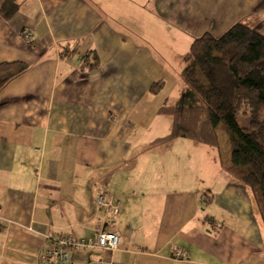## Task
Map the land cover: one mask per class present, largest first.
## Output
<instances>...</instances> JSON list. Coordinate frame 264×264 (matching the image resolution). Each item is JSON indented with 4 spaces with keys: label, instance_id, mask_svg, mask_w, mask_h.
Here are the masks:
<instances>
[{
    "label": "crops",
    "instance_id": "0c3cea01",
    "mask_svg": "<svg viewBox=\"0 0 264 264\" xmlns=\"http://www.w3.org/2000/svg\"><path fill=\"white\" fill-rule=\"evenodd\" d=\"M20 1L0 14V64H27L0 88V264H40L54 234L102 225L119 248H70V264H264L256 195L222 166L227 139H163L180 84L157 58L238 21L264 35V0ZM99 193L118 202L112 218Z\"/></svg>",
    "mask_w": 264,
    "mask_h": 264
},
{
    "label": "trees",
    "instance_id": "16d2710c",
    "mask_svg": "<svg viewBox=\"0 0 264 264\" xmlns=\"http://www.w3.org/2000/svg\"><path fill=\"white\" fill-rule=\"evenodd\" d=\"M20 2L4 0L2 17L14 15ZM26 68L24 62L1 63L0 88ZM181 77L203 103L163 105L160 112L172 119L163 139L217 145V129H224L229 153L223 169L253 189L264 222V35L242 21L220 35L204 32L192 40ZM162 86L158 81L151 91Z\"/></svg>",
    "mask_w": 264,
    "mask_h": 264
},
{
    "label": "built area",
    "instance_id": "2783aa9c",
    "mask_svg": "<svg viewBox=\"0 0 264 264\" xmlns=\"http://www.w3.org/2000/svg\"><path fill=\"white\" fill-rule=\"evenodd\" d=\"M26 31H23L22 35H26ZM97 201L100 205L104 206L109 218H112L118 213V202L113 206L107 199V195L99 193L97 195ZM53 245L48 249H45L40 254V264H70L71 256L68 253L70 248H98L105 251L112 252L119 248L120 237L108 230L105 226H100L95 230L93 236L88 238H76L75 236L59 232L52 237ZM176 256H183V250L176 248ZM83 264H112L111 260H105L101 258L87 259Z\"/></svg>",
    "mask_w": 264,
    "mask_h": 264
},
{
    "label": "rangeland",
    "instance_id": "374dc122",
    "mask_svg": "<svg viewBox=\"0 0 264 264\" xmlns=\"http://www.w3.org/2000/svg\"><path fill=\"white\" fill-rule=\"evenodd\" d=\"M180 48L185 49L184 45L181 46ZM188 56H189V49L188 51L179 50L178 52H175V53L169 51L166 55H157V58L167 65V69L169 70L171 69V71L173 70L176 71L175 76H176L177 82L180 84V88L177 89L176 94H173L172 97H170V100H173L177 104H183V105L202 104L203 101L199 97V95L193 92V90L187 84H185V82L182 80V77H181V72L187 63ZM180 59L183 60L185 63V65L182 68L180 67V64H181ZM174 67H176L177 69H174ZM240 121H241L240 123L244 122L241 119ZM217 135L221 140L227 139L226 132L222 128L217 129ZM213 147L215 146L213 145ZM227 153H229V146H228Z\"/></svg>",
    "mask_w": 264,
    "mask_h": 264
}]
</instances>
